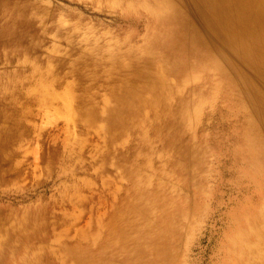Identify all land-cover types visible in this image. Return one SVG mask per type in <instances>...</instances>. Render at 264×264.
Returning a JSON list of instances; mask_svg holds the SVG:
<instances>
[{
	"label": "bare ground",
	"instance_id": "bare-ground-1",
	"mask_svg": "<svg viewBox=\"0 0 264 264\" xmlns=\"http://www.w3.org/2000/svg\"><path fill=\"white\" fill-rule=\"evenodd\" d=\"M2 4L0 47L30 42L24 29L32 21L27 6ZM115 5L127 14L145 13L152 28L136 47L120 53L110 47L108 97L104 107L92 104L88 109L85 90L79 100L83 122L95 128L104 120L111 140L137 130L144 145L151 128L183 162L188 177H201V168L211 171L213 157L220 178L230 177L245 192L241 207L230 213L240 224L231 237L232 254L239 264H264V0H117ZM101 42L95 39L84 54L104 67L108 48ZM12 74L20 79L17 71ZM44 74L31 69L30 77L38 82L21 97L34 98L35 104L57 113L68 112L72 122V86L61 93ZM15 93L21 94L13 90L9 105L0 102L4 183L5 151L12 143L9 128L19 127L25 113H31L26 105L18 108ZM15 108L18 112L11 110ZM126 173L131 181L127 195L113 213L90 224L93 231L77 227L78 219L59 231V221L49 220L43 204L22 210L0 205V264H163L161 256L168 248H160L162 237L143 230L138 218L150 221L152 210L148 205L138 209L145 201L138 172ZM226 184L222 181L219 187ZM64 201L58 203L74 207L81 202L76 195ZM250 211L253 219L248 218ZM72 230L75 236L69 238ZM132 243L136 248L130 249ZM147 243L152 248L145 250Z\"/></svg>",
	"mask_w": 264,
	"mask_h": 264
},
{
	"label": "rangeland",
	"instance_id": "rangeland-1",
	"mask_svg": "<svg viewBox=\"0 0 264 264\" xmlns=\"http://www.w3.org/2000/svg\"><path fill=\"white\" fill-rule=\"evenodd\" d=\"M116 2L0 0V6H27L32 16L31 23L24 27L30 42L0 47V102L9 105L13 90L28 92L36 85L38 77H30V72L37 68L40 73L46 72L44 79L61 93L72 86L75 109V118L70 122L72 115L68 112L57 113L54 108L35 104L34 98L15 93L18 108L26 105L31 113H25L19 127L9 128L12 143L5 151L7 181L0 179V205L22 210L28 205L43 204L49 220L59 221V231L75 219L79 221L77 227L93 231L90 224L113 213L127 195L131 181L126 170H136V179L145 194L144 204L138 209L146 205L152 208L151 222L138 218L143 230L162 237L158 246L168 248L169 253L161 256L163 264H239L232 254L231 237L240 224L230 213L241 207L245 192L230 177L220 178L213 157L211 171L201 168V177H188L189 172L181 166L183 162L151 128L144 145L137 130L111 140L104 120L97 121L100 127L89 128L81 118L79 100L85 90L86 108L92 104L104 107L110 47L119 53L136 47L152 28L145 13L127 14L122 7L114 6ZM134 18L139 21L135 23ZM99 38L108 48L104 67L98 59L91 60L84 54ZM15 71L19 80L12 74ZM9 82H16L17 88L8 86ZM11 110L18 112L16 108ZM210 121L209 117L207 123ZM222 181L227 184L219 187ZM74 195L81 201L74 207L58 203ZM67 215L71 219L65 222ZM254 217L253 212L248 215L250 219ZM73 236L74 230L69 238ZM134 248V243L130 244V249ZM148 248L152 246L147 243L145 250Z\"/></svg>",
	"mask_w": 264,
	"mask_h": 264
}]
</instances>
